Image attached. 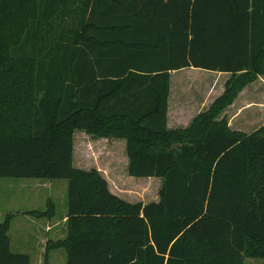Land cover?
<instances>
[{
	"label": "trees",
	"instance_id": "obj_1",
	"mask_svg": "<svg viewBox=\"0 0 264 264\" xmlns=\"http://www.w3.org/2000/svg\"><path fill=\"white\" fill-rule=\"evenodd\" d=\"M228 74L185 129H167L172 72ZM264 77V0H0V178L67 181L66 264L264 260V127L219 115ZM125 142L126 174L161 179L128 203L73 165V134ZM51 218L54 210L28 212ZM0 223V264L12 253Z\"/></svg>",
	"mask_w": 264,
	"mask_h": 264
},
{
	"label": "rangeland",
	"instance_id": "obj_2",
	"mask_svg": "<svg viewBox=\"0 0 264 264\" xmlns=\"http://www.w3.org/2000/svg\"><path fill=\"white\" fill-rule=\"evenodd\" d=\"M171 77L172 89L184 79L187 81L196 79L199 80L197 82H201L200 79L205 78L207 82H213V89H211L215 99L219 94L222 95L224 84L230 78L228 74L194 68H188L184 72H174ZM199 85L197 83L196 86L200 87ZM205 88L208 89L209 86ZM186 95L190 98H197L202 94L188 92ZM244 100L261 103V110L248 111L234 117L228 129L247 136L264 127V77L258 79L252 87L237 96L229 111L236 110ZM222 113L218 119L222 118ZM225 119L227 121L228 118ZM124 148V140L95 138L84 131H75L73 134V165L76 169L83 171L97 169L109 180L106 181L110 183L111 188L118 190L122 199L129 203L146 204L158 200L161 179L128 177ZM36 183L43 184V186L36 188L33 186ZM51 208L54 210V219L58 224L55 226L56 229L46 232L42 225L48 222L47 219L35 218L27 212L38 210L47 213ZM66 212V180L0 178V223L6 216H12L8 231L10 251L28 255L30 264H66L64 249L49 248L46 250L51 243L63 240L65 237L66 231L62 224ZM244 264H264V260L246 259Z\"/></svg>",
	"mask_w": 264,
	"mask_h": 264
},
{
	"label": "crops",
	"instance_id": "obj_3",
	"mask_svg": "<svg viewBox=\"0 0 264 264\" xmlns=\"http://www.w3.org/2000/svg\"><path fill=\"white\" fill-rule=\"evenodd\" d=\"M187 70H188V68L187 69H182V70L176 71V72H184V71H187ZM173 73L174 72H172L170 74L168 112H167V129L170 130V131L175 130V129H185V128H187L191 124L193 119L197 115L206 112L208 110V108L211 106V104L215 100V98L212 95L213 82L212 83L211 82H207L205 80V78L200 79L201 82H197L199 80H196V79L193 80V81L192 80L187 81V79H184V80L180 81L177 85H175V87L172 89V82H171L172 77L171 76H172ZM258 79L260 80V79H262V77H258ZM257 80H255V82ZM197 83L200 84L199 85L200 87L196 86ZM253 85H254V82L251 83L250 85H248L247 87H245L239 93V95L242 92H244L245 90H247L249 87H252ZM204 86L205 87L209 86V88L206 89ZM188 92H190V93L191 92H196V93H200L202 95L197 97V98H194V97L190 98V97H187V95H186V93H188ZM220 96H221V94H219L217 96V98L220 97ZM172 100L174 102H171ZM260 104L261 103H259V102H250V101L244 100L243 103L237 108L238 110L236 109V110L229 111L231 109L232 105H233L232 104L231 106L227 107L223 111L222 118H228L227 119V121H228L227 125L229 126L230 122H232L234 120V117H236L238 115H242L243 113H245V112L247 113L248 111H260L261 110V105ZM226 115L228 117H226ZM119 140H121V139H119ZM124 153H125V148H124ZM126 165H127V161H126ZM95 170L98 171L97 169H95ZM99 174L105 180H108L106 177H104L102 175L101 172H99ZM108 181H106V182L108 184L109 191L112 194H114L117 197H119L120 199H122L123 197L121 196L119 191L116 190V189L115 190L112 189L111 185H110V183ZM161 185H162V181H161ZM33 186L36 187V188H39L40 186H43V184L40 185V184L36 183ZM160 188H161V186H160ZM123 201H125V200H123ZM157 201L158 200H154V202H157ZM125 202H127V201H125ZM32 211H38V210H30V212H32ZM66 215H67V212L64 215L63 224H62L63 228L65 229V231H66ZM54 217L55 216L53 215L51 218H40V219H47V221H48L44 225H42V228H43L44 231L50 232L51 230L57 228L55 226L58 224V222L54 219ZM55 221H56V223H54ZM23 235H24V233H23ZM43 242L45 243V240H43Z\"/></svg>",
	"mask_w": 264,
	"mask_h": 264
}]
</instances>
